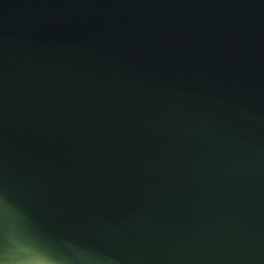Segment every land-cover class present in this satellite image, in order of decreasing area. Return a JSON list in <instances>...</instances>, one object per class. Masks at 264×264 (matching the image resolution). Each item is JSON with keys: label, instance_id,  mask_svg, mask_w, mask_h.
<instances>
[{"label": "water", "instance_id": "1", "mask_svg": "<svg viewBox=\"0 0 264 264\" xmlns=\"http://www.w3.org/2000/svg\"><path fill=\"white\" fill-rule=\"evenodd\" d=\"M0 264H264V0H0Z\"/></svg>", "mask_w": 264, "mask_h": 264}]
</instances>
